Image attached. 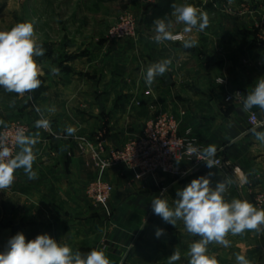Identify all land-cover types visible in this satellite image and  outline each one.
Segmentation results:
<instances>
[{"label":"crops","instance_id":"obj_1","mask_svg":"<svg viewBox=\"0 0 264 264\" xmlns=\"http://www.w3.org/2000/svg\"><path fill=\"white\" fill-rule=\"evenodd\" d=\"M188 1L195 7L201 2ZM219 1L230 9L212 11L211 6L216 5L212 0H202L203 6L197 7L207 13L209 25L202 32L193 30L191 36L198 43L192 48L185 49L181 41L157 44L153 40L155 16H144L141 3L125 5L141 20L140 43L91 40L73 46L75 55L63 57V90L57 95L50 92L42 100L46 112L40 113L49 119L55 137L35 126L41 119L39 112H0V129L9 120L22 118L31 124V135L39 133L33 149V170L38 178L29 180L24 170L18 169L12 186L0 191V244L7 242L3 236L6 230H10V238L22 232L27 240L48 234L73 251L86 254L93 248L104 249L111 264H168L176 249L181 259L175 264H188L194 236L188 234L180 249L158 221L145 222L144 232L139 233L141 228L132 224L131 217L152 208L157 196L174 207L177 191L200 177L199 172L183 178L159 173L156 178L135 180L124 166L110 169L105 178L114 185V192L107 205V219L86 197L85 185L97 176V169L80 149L79 136L94 138L104 132L109 148L120 147L153 117L151 105L179 118L181 135L189 132L202 149L215 146L225 166L212 170L211 186L231 180L224 193L226 201L241 199L253 204L264 191V144L253 134L249 124L252 111H242V101L264 77V27H257L264 16L263 1ZM163 8L159 11L164 12ZM183 27L177 24L173 31L182 32ZM163 59H171L169 71L147 85L142 72ZM219 77L226 83L220 84ZM236 92H240L237 98L226 99ZM137 100L143 102L140 112H134ZM18 106L11 102L10 108ZM255 113L262 122L255 130L264 131V110ZM69 127L74 130L71 135ZM181 167L187 169L189 164L181 163ZM163 187L167 189L163 191ZM158 228L165 232L160 238L155 236ZM227 239L231 242L227 248L216 243L207 246L208 254L219 264H237V255L245 256L250 264H264V232L229 234Z\"/></svg>","mask_w":264,"mask_h":264},{"label":"clouds","instance_id":"obj_2","mask_svg":"<svg viewBox=\"0 0 264 264\" xmlns=\"http://www.w3.org/2000/svg\"><path fill=\"white\" fill-rule=\"evenodd\" d=\"M172 8L174 21H154L153 40L157 44L181 41L185 49L197 46L198 41L191 33L194 29L202 32L208 27L207 13L187 3L173 4ZM177 24L184 25L182 32L173 31ZM44 54L45 49L38 42L33 22H20L9 30H0V87L19 96L38 89L41 86L39 77L42 69L36 57ZM171 63V59H163L149 65L142 72L145 83L151 86L157 76L162 77L169 71ZM52 71L58 73L59 69L52 68ZM238 94H235V98ZM242 103V111H250L253 106L264 110V77L257 80ZM48 111L54 112V109ZM35 126L47 129L50 121L41 114V119L36 121ZM73 131L71 127L67 129L69 135ZM252 131L256 139L264 144V131H256L255 128ZM11 141L12 146H9V137L0 136V191L12 186L18 169H23L29 180L38 178V173L33 170L36 160L33 149L39 142V133L27 135L24 130H17ZM215 152L213 145L204 148L202 152L196 148L190 149V153L198 160L205 161L208 168L216 166ZM211 175L209 173L207 176L195 178L177 191L178 199L175 200L174 207H170L162 196L155 197L151 202L153 213L160 216L165 223L176 226L178 220L182 221L189 234L200 237L190 245L187 253L188 264H219L215 256L208 254L209 244L216 243L227 248L231 243L227 239L229 234L236 236L245 231H264V209H258L247 200L226 201L224 193L232 181L217 182L213 188ZM164 234L162 228L155 232L157 238ZM180 259L181 253L176 249L168 257V264H175ZM236 261L237 264H250L243 255H237ZM0 264H111V261L104 249L93 248L85 254L78 250L73 251L67 244L58 243L48 234L27 240L21 232L11 237L7 241L6 249L0 251Z\"/></svg>","mask_w":264,"mask_h":264},{"label":"rangeland","instance_id":"obj_3","mask_svg":"<svg viewBox=\"0 0 264 264\" xmlns=\"http://www.w3.org/2000/svg\"><path fill=\"white\" fill-rule=\"evenodd\" d=\"M216 5H212V11H218L221 7L223 9H230V6L221 3L219 0H212ZM263 1V2H262ZM202 2V0H201ZM201 2H197L196 6L200 9L203 5ZM257 2H262L260 7H263L264 0H257ZM135 5L136 3H141L143 5V15L148 16L153 14L154 21L159 19L161 16L165 20H172L174 16L173 4H191L188 0H0V30H9L15 24L20 22H33L35 28V34L38 38V42L45 49V54L41 57H36L37 63L41 66L42 74L39 77L41 80V86L35 91L25 93L23 96H19L16 93H10L5 91L0 87V112H46L43 108L42 100L46 99L47 94L50 92L57 95L59 90H63V57H72L75 55V47L79 45L80 42L84 44H90L91 40H98V43L102 40L116 42V41H133L135 44L140 41L139 28L141 20L137 18L135 12L128 7L126 4ZM156 3L155 6L153 4ZM193 5V4H192ZM160 6H164V12H160ZM247 7V6H245ZM150 8V12L148 9ZM125 13H130L137 19V31L132 37H126L122 39L110 40L107 36L109 28L116 23L119 18ZM164 13V15H163ZM166 16V17H165ZM154 24V22H153ZM155 26V24L153 25ZM94 35V36H93ZM93 37H96L93 39ZM95 42V41H94ZM141 42V41H140ZM139 42V43H140ZM76 43V44H75ZM67 51L72 53L70 55L63 53ZM65 58V57H64ZM52 68L59 69L58 73H54ZM52 91H50V90ZM49 92H48V91ZM18 102V109H11V102ZM20 103V104H19ZM137 109L134 112H140L143 108V102L137 100L135 103ZM141 108V109H140ZM150 108L155 112H151V115L155 116L159 113V110L154 105ZM39 109V111H37ZM17 110V111H16ZM158 111V112H157ZM1 118V117H0ZM12 121H21L27 124L30 129L31 135V124L22 119H11L5 125ZM4 125V126H5ZM3 126V127H4ZM2 127V128H3ZM1 128V129H2ZM0 129V130H1ZM43 132L55 137V131L50 124L48 131L42 128ZM100 133V132H99ZM104 133V132H103ZM98 134V133H97ZM95 135V137L97 136ZM106 135V133H105ZM83 138L92 139L89 134H83L79 136V142L83 141ZM250 146V145H249ZM121 147V146H120ZM109 148V147H108ZM116 148V147H115ZM83 153L88 154L92 159V154L90 151H83ZM93 162V160H92ZM94 164V163H93ZM97 169V168H96ZM107 173V172H106ZM99 171L97 170V176ZM96 176V177H97ZM95 177V178H96ZM93 178V179H95ZM89 180L86 185V197L89 201L96 206H98L101 215L108 218V208L107 206L98 204L91 200L87 195L88 184L93 180ZM255 197L253 205L258 209H264V191L257 194ZM8 208L7 206H5ZM9 212L10 210L7 209ZM8 223H10V214L8 218ZM158 221L162 224L164 228L167 229V235L169 240L176 247L179 246L182 249L183 240L187 238L188 232L184 229L182 221H177L176 226L169 223H165L162 218L153 213L152 208L143 214L136 215L132 213L131 222L136 228H141L139 233L144 232L145 222ZM143 228V230H142ZM264 232V231H262ZM138 233V234H139ZM4 238L7 241L10 239L11 232L6 230L4 232ZM140 234L138 235V237ZM190 236H193L190 234ZM196 241L200 239L199 236H194ZM7 242L0 244V251L6 249ZM217 247V246H216ZM213 247V250L216 248ZM184 264V263H183ZM187 264V262L185 263Z\"/></svg>","mask_w":264,"mask_h":264},{"label":"built area","instance_id":"obj_4","mask_svg":"<svg viewBox=\"0 0 264 264\" xmlns=\"http://www.w3.org/2000/svg\"><path fill=\"white\" fill-rule=\"evenodd\" d=\"M257 27L261 29L264 27V16ZM136 31L137 19L130 13H125L109 28L107 36L110 40L122 39L134 36ZM217 81L220 84L226 83V79L223 77H219ZM236 93H239L238 96L240 95V92ZM234 96L235 94H228L226 99L230 100ZM180 124V119L173 114L160 111L147 120L139 134L129 138L121 147L108 148L103 132L98 133L91 140L83 138L79 145L80 149L91 152L94 166L99 171V175L88 184V197L98 204L108 205L114 192V185L105 178V174L117 166L126 167L135 180L147 177L156 178L159 173L178 178H183L192 172H199L201 176H207L213 169H221L225 166L218 151L214 156L216 166L212 168H208L205 161L198 160L195 155L191 154V148H196L200 152L203 149L197 145L194 138L190 137L189 132L186 135H181ZM249 124L252 128L262 125L255 112L250 113ZM21 129L25 134L30 135L27 124L21 121H12L0 130V136L7 135L9 146H12V136ZM48 129L44 130L48 131ZM181 163H188L189 167L184 169L181 167ZM166 189V187L162 188L163 191Z\"/></svg>","mask_w":264,"mask_h":264},{"label":"water","instance_id":"obj_5","mask_svg":"<svg viewBox=\"0 0 264 264\" xmlns=\"http://www.w3.org/2000/svg\"><path fill=\"white\" fill-rule=\"evenodd\" d=\"M170 80H168L169 82ZM259 110V106H253V108L251 109L252 112H256Z\"/></svg>","mask_w":264,"mask_h":264}]
</instances>
